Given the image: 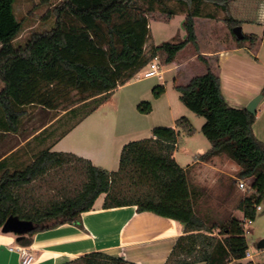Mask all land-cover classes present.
<instances>
[{"label": "trees", "instance_id": "16d2710c", "mask_svg": "<svg viewBox=\"0 0 264 264\" xmlns=\"http://www.w3.org/2000/svg\"><path fill=\"white\" fill-rule=\"evenodd\" d=\"M16 1L0 0V80L3 83L0 130L17 132L26 114L25 107L29 105L73 115L74 122L53 141L65 136L157 56L162 55L163 65H169L189 45L198 47L196 18L213 17L204 13L206 5L222 10L224 22L232 30L234 47L254 50L259 41V35L254 32H244L242 39L233 33L235 26L243 25V20L235 18L231 11L233 0H59L45 16L50 27L33 32L25 42L17 44L23 22L17 18ZM167 1H175L186 13L183 21L186 36L146 50L151 36L149 14L155 10V4L169 15L177 14ZM205 60L204 73L194 75L185 84H174L181 101L205 118L201 130L211 147L199 154L198 159L207 162L216 156H225L233 160L239 169L236 177L231 178L232 183L251 179L248 186L251 191L237 204L243 218L230 213L219 225H205L196 214L193 203L200 187L191 181V198H147L138 202L139 211H152L185 224L188 233L179 237L165 264H191L197 245L200 246L198 259L206 264H227L232 259L244 258L248 250L245 222L256 218L257 206L264 200V142L254 133L256 114L249 113L246 107L228 103L222 91L219 66ZM154 91L161 94L165 86L160 84ZM260 94L264 96V87ZM138 108L144 113L152 110L149 102L140 103ZM56 116L48 119L33 138L46 132L50 126L47 124ZM179 129L188 135L195 132L190 119L183 116L176 120V127H154L151 140L127 143L121 153L122 166L140 157L137 148L146 141H155L160 150L169 153L178 142ZM48 138L44 136L41 144ZM20 149L0 160V227L11 215L33 221L34 230L18 241L23 246L32 243L35 233L64 223L83 228L82 212L92 209L96 199L110 190L112 172L75 153L53 151L49 145L34 153L28 164H13L12 158ZM145 154L153 156L152 151ZM49 177H53V182L57 178L59 185L53 188L59 197L44 201L36 197L35 184L40 180L49 184L52 182ZM212 228H218L226 236L220 239L202 232ZM61 264L137 263L92 251Z\"/></svg>", "mask_w": 264, "mask_h": 264}, {"label": "crops", "instance_id": "0c3cea01", "mask_svg": "<svg viewBox=\"0 0 264 264\" xmlns=\"http://www.w3.org/2000/svg\"><path fill=\"white\" fill-rule=\"evenodd\" d=\"M234 17L243 20L242 27L245 21L262 24V34L254 32L259 35L255 49L231 46L214 49L208 54L218 60L216 65L219 66L222 91L228 103L246 107L264 87V21ZM91 115L48 145L53 151L75 153L112 172L110 190L96 199L92 209L82 212L83 228L64 223L35 233L32 243L23 246L18 243L16 234L3 232L0 227V264H24L15 248L17 245L33 255L28 264H61L92 251L137 264H165L179 237L188 233L185 224L152 211H139L137 203L147 198H191L190 181L200 187L207 182L213 185L236 177L239 166L222 156L206 162L198 159L197 154L191 162L183 163L177 156L178 142L166 153L155 141H146L137 148L140 157L122 166L121 153L125 142L118 141L117 129L94 123ZM253 129L256 137L264 142V96L257 107ZM32 138L16 145L0 160L22 148ZM146 151H152L153 156L145 154ZM162 154L168 158H163ZM230 199H235L232 191L200 188L196 191L193 205L205 225H219L230 213L238 218L244 216L243 211L231 205ZM239 200L234 201L236 205ZM252 230L245 226L251 258L232 259L230 264L255 262L260 252H264L249 246L247 235ZM202 232L220 239L226 236L218 228ZM199 249L197 245L191 264H206L198 259Z\"/></svg>", "mask_w": 264, "mask_h": 264}, {"label": "rangeland", "instance_id": "374dc122", "mask_svg": "<svg viewBox=\"0 0 264 264\" xmlns=\"http://www.w3.org/2000/svg\"><path fill=\"white\" fill-rule=\"evenodd\" d=\"M46 1V2H45ZM59 0H17L15 11L17 18L23 22V29L16 39V43H23L35 31H41L50 27V22L45 18L49 9L58 3ZM167 5L177 11V14L169 15L163 11L162 6L155 4V10L149 14L151 36L146 44V50L153 45L164 41H177L184 39L186 31L183 21L186 13L180 10V6L175 1H167ZM204 13H210L213 17L200 16L196 18V29L198 35V47L189 45L182 50L172 64L163 65L162 55L157 56L153 61H157L164 70L161 76L144 77L148 66L141 69L129 82L119 86L113 94L106 99L91 114L90 119L96 124L110 125L117 129L120 137L119 142L130 143L135 140H151L152 130L157 126L176 127V120L186 116L190 119L195 128L192 135L186 134L183 130L178 131V158L183 163L191 162L194 156L206 152L211 143L202 132L205 118L190 110L180 99V92L174 84H185L190 76L202 74L206 71L205 59L216 65V56L212 59L209 52L234 45L232 30L224 22V13L213 5H206ZM231 11L237 17L264 21V0H234L231 2ZM243 32H257L262 34V24L259 22L245 21ZM197 52L199 54H197ZM163 84L167 92L156 94L154 88ZM3 83L0 80V87ZM75 95V94H72ZM142 102L151 103L152 110L148 113L141 112L138 105ZM26 114L22 117L17 132L0 130V158L27 138H31L39 131L48 119L56 116L49 124L47 131L39 138H32L30 144H25L14 156L13 164H28L32 161L34 153L59 136L73 122L71 114L65 111H49L40 105H29L25 107ZM92 123V124H94ZM44 136L50 140L41 144ZM229 159L225 156H222ZM22 165V164H21ZM236 174V172H235ZM53 177H49L52 181ZM56 178V177H54ZM250 184L251 179H245ZM238 181L234 184L232 179L219 181L210 185L207 182L200 186L202 189H224L232 191L235 199L231 200V205L236 207L234 201L249 194L251 190L240 189ZM35 195L49 201L58 198L59 194L54 185H59L57 178L51 183L38 181L35 184ZM249 186V185H248ZM262 210H257L256 218L247 223V227L253 229L248 237L249 246L256 250L263 251L257 247L258 241L264 237V200L261 203ZM257 262H264V252H260L255 259ZM255 261V262H256Z\"/></svg>", "mask_w": 264, "mask_h": 264}, {"label": "water", "instance_id": "95a60500", "mask_svg": "<svg viewBox=\"0 0 264 264\" xmlns=\"http://www.w3.org/2000/svg\"><path fill=\"white\" fill-rule=\"evenodd\" d=\"M233 33L236 35L238 39L244 38V32L241 25H237L233 28ZM263 95L258 94L255 96L246 106V109L249 113L255 115L257 112V107L262 100ZM35 228V224L31 220L21 219L18 216L11 215L7 218L5 223L1 226V230L6 233H14L17 235V241H19L23 236L33 231ZM257 247L259 249H264V237L261 238Z\"/></svg>", "mask_w": 264, "mask_h": 264}, {"label": "built area", "instance_id": "2783aa9c", "mask_svg": "<svg viewBox=\"0 0 264 264\" xmlns=\"http://www.w3.org/2000/svg\"><path fill=\"white\" fill-rule=\"evenodd\" d=\"M164 70L162 69V66L160 65L159 62L157 61H151L148 65V69L145 71L144 73V77H151V76H161L163 74ZM238 187L240 189H246L248 187V183L245 179H238ZM263 209V207L261 205L257 206V210H261ZM251 222V220H246L245 222V226L247 223ZM16 250H18L21 254L22 257V261L24 264H28L32 259H33V255L27 251L24 247L17 245L15 246ZM245 257H250L251 258V252L249 250H247L246 256ZM230 264V263H227ZM248 264H256L253 260L249 261Z\"/></svg>", "mask_w": 264, "mask_h": 264}]
</instances>
